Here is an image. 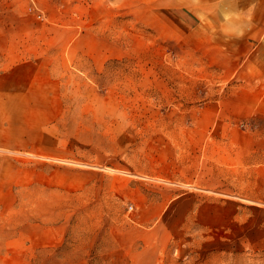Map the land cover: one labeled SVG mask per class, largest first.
Returning a JSON list of instances; mask_svg holds the SVG:
<instances>
[{
  "label": "rangeland",
  "instance_id": "374dc122",
  "mask_svg": "<svg viewBox=\"0 0 264 264\" xmlns=\"http://www.w3.org/2000/svg\"><path fill=\"white\" fill-rule=\"evenodd\" d=\"M179 1L51 0L53 50L71 55L70 70L62 83L55 79L48 95L53 99L38 110L39 121L51 122L37 127V153L22 152V165L38 171L23 170L16 219L25 233L53 234V251L35 258L29 240H23L21 264H88L85 259L93 255V245L85 247L88 236L92 241L108 233L118 250H132L143 235L148 264H264V188H249L254 184L247 182L237 191L241 205L228 221H155L142 227L120 199L126 173L111 177L96 169L110 174L106 167L119 165L127 172L126 156L140 154L142 140L156 144L175 133L174 119L189 118L194 104L217 100L235 81L205 76L207 65L198 60L204 56L191 50L170 19ZM34 11L39 21H48L45 10L35 5ZM245 65L252 67L249 57ZM245 82L261 86L264 78ZM257 96L264 102V86ZM242 127L264 131V116L253 115ZM248 171L246 179L253 177ZM110 216L115 221H106Z\"/></svg>",
  "mask_w": 264,
  "mask_h": 264
},
{
  "label": "crops",
  "instance_id": "0c3cea01",
  "mask_svg": "<svg viewBox=\"0 0 264 264\" xmlns=\"http://www.w3.org/2000/svg\"><path fill=\"white\" fill-rule=\"evenodd\" d=\"M35 5L46 11L48 20L51 0H0L1 264H21L23 240H29L35 258L53 251V234L25 233L22 221L16 219L22 206L23 170L38 171L37 166L22 165V152L37 153V127L51 122L39 121L38 110L53 99L48 98L54 92L53 82L69 72L71 60L69 54L54 52L52 18L39 21ZM173 14L170 19L177 32L191 50L204 56L198 60L207 65L205 76L235 81L217 100L194 104L189 118L174 119L175 133L160 136L156 144L142 140L140 154L126 156L127 172L119 165L107 166L110 174L96 168L111 177L126 173V194L120 199L133 210L131 221L142 227L155 221H228L241 205L237 191L245 190L247 182L254 184L249 188H264L260 185L264 131L242 127L253 115L264 116V102L257 96L264 85L245 84L246 78H264V0H180ZM248 57L250 68L244 66ZM247 171L252 178L246 179ZM227 205L233 210H226ZM105 219L115 221L111 216ZM35 226L49 228L47 223ZM92 238L88 236L85 245H93L92 257L85 259L88 264H148L149 243L143 235L132 250L116 249L117 239L110 233Z\"/></svg>",
  "mask_w": 264,
  "mask_h": 264
}]
</instances>
